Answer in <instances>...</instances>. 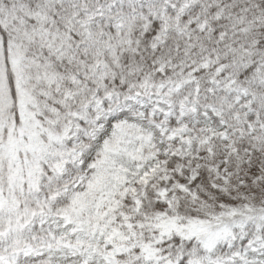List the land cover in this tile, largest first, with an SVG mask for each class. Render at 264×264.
Here are the masks:
<instances>
[{
  "label": "snow or ice",
  "instance_id": "snow-or-ice-1",
  "mask_svg": "<svg viewBox=\"0 0 264 264\" xmlns=\"http://www.w3.org/2000/svg\"><path fill=\"white\" fill-rule=\"evenodd\" d=\"M0 264H264V0H0Z\"/></svg>",
  "mask_w": 264,
  "mask_h": 264
}]
</instances>
